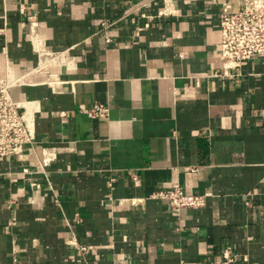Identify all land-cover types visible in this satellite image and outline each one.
Masks as SVG:
<instances>
[{"label":"crops","instance_id":"crops-1","mask_svg":"<svg viewBox=\"0 0 264 264\" xmlns=\"http://www.w3.org/2000/svg\"><path fill=\"white\" fill-rule=\"evenodd\" d=\"M237 1L0 0V77L36 130L0 159V264H213L225 247L264 264V59L223 69L220 50ZM176 186L207 206L176 218L153 198Z\"/></svg>","mask_w":264,"mask_h":264},{"label":"built area","instance_id":"built-area-1","mask_svg":"<svg viewBox=\"0 0 264 264\" xmlns=\"http://www.w3.org/2000/svg\"><path fill=\"white\" fill-rule=\"evenodd\" d=\"M111 25L110 20L103 23L105 29ZM220 33L223 69L239 68L247 61L264 59V0H238L234 8L224 10ZM13 84L0 77V159L21 156L36 141L33 116H29L27 109L13 99L10 92ZM109 114L110 109L101 104L91 109L94 118H105ZM208 197L209 194H189L181 186L153 195V198L164 201L176 218L186 210L205 208ZM235 260V250L225 247L222 260L213 264H234Z\"/></svg>","mask_w":264,"mask_h":264},{"label":"bare ground","instance_id":"bare-ground-1","mask_svg":"<svg viewBox=\"0 0 264 264\" xmlns=\"http://www.w3.org/2000/svg\"><path fill=\"white\" fill-rule=\"evenodd\" d=\"M22 104V103H21ZM23 105V104H22ZM29 116H32L31 114L28 113Z\"/></svg>","mask_w":264,"mask_h":264}]
</instances>
